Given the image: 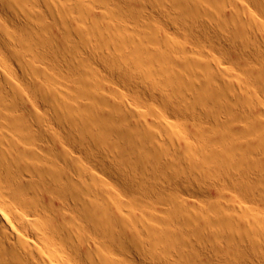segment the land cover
Returning <instances> with one entry per match:
<instances>
[{"label":"bare ground","instance_id":"6f19581e","mask_svg":"<svg viewBox=\"0 0 264 264\" xmlns=\"http://www.w3.org/2000/svg\"><path fill=\"white\" fill-rule=\"evenodd\" d=\"M165 1L194 23L166 12L185 41L146 12L163 0H0V264H264V0ZM201 41L217 54L199 59ZM116 79L147 83L151 99L127 103ZM213 117L224 134L207 132ZM158 119L180 133L160 142ZM181 128L200 135L201 162ZM231 173L251 227L226 223L218 179ZM174 176L219 196L206 216Z\"/></svg>","mask_w":264,"mask_h":264},{"label":"rangeland","instance_id":"374dc122","mask_svg":"<svg viewBox=\"0 0 264 264\" xmlns=\"http://www.w3.org/2000/svg\"><path fill=\"white\" fill-rule=\"evenodd\" d=\"M141 1H144V0H141ZM165 2V3H164ZM153 3H155V2H153ZM146 4V6H145V3H144V6H145V9H150V10H148V11H146L147 13H148V15L150 16V17H155L154 19H157V20H155L156 22H160L161 24H159V22L157 23L158 25H159V27H161V28H163L165 31H167V30H169V31H167V33L170 35V36H174V35H176L177 36V38H181L180 40H183L184 38H185V35L183 34H176V31H175V27L172 25H169L168 26V17L170 16V19H172L173 21H177V19L180 21V22H182V23H189L190 25H191V27H195V25H194V23L193 22H191L190 21V19H188V18H186V17H182V16H180V17H178V15H173V16H175L174 18H173V16L171 15L172 14V12L170 13V11H168V10H170L169 9V6H168V4H167V1H165V0H163V4H157V3H155V4ZM160 5H161V7H160ZM149 6V7H148ZM153 6V7H152ZM147 7V8H146ZM157 7V8H156ZM154 8V9H153ZM150 11V12H149ZM168 14H167V13ZM169 13H170V15H169ZM153 14V15H152ZM163 14H164V16H163ZM165 14H167L168 15V17H167V15H165ZM161 15V16H160ZM162 17H163V19H162ZM164 17H166L167 19H165ZM177 17V18H176ZM159 18H161V19H159ZM167 20V21H165V20ZM108 21L106 22V24H105V26H107L105 29H107L106 31L108 32L109 30L111 31H115L116 30V26H115V29L113 28V23H112V18L110 17L109 19H107ZM164 22V24L165 25H163V22ZM109 22H111V23H109ZM167 23V24H166ZM109 25V26H108ZM193 25V26H192ZM163 26H165V27H163ZM169 27V29H167ZM171 27V28H170ZM173 28V29H172ZM196 28V27H195ZM195 28H193V29H195ZM167 29V30H166ZM171 29V30H170ZM173 30V31H172ZM175 31V32H174ZM174 32V33H173ZM195 32H197V30L195 29V30H193V33L195 34ZM171 33V34H170ZM180 33V32H179ZM194 34H191L190 36L192 37ZM196 34H198V32L196 33ZM184 36V37H183ZM183 41H185V39L183 40ZM201 42H203V43H201L200 45H199V48L198 49H200L199 51H198V49H197V52L198 53H200L201 54V56L199 55V59H202V58H204L203 56H204V53L206 52H208L209 54H214V53H216L217 54V52H218V50L215 48V47H213V46H210L209 44H207L206 42H204V41H201ZM136 43H138V42H134L133 43V45L134 44H136ZM206 45V46H205ZM200 46H202L201 48H200ZM210 49H209V48ZM211 47L213 48V49H211ZM205 48V49H204ZM215 48V49H214ZM205 50V52H204V50ZM202 50H203V52H202ZM211 50V51H210ZM173 51H180L179 49H176V50H173ZM202 52V53H201ZM203 55V56H202ZM201 57V58H200ZM91 60H93V58L91 59ZM93 64L94 65H96V63H95V60H93ZM226 65V66H230L229 64H228V62H223L222 63V65ZM97 67H98V65H96ZM95 66V67H96ZM100 69V68H99ZM217 70V68L215 69V71ZM105 72V71H104ZM107 73V72H106ZM200 73H201V71H200ZM199 76H201V74H198ZM188 80H191V81H189V82H192L193 81V79H190V77L188 76ZM117 80V79H116ZM119 80V79H118ZM118 80H117V83H118ZM134 81H136V79L134 80ZM134 81H131V82H133V84H134ZM125 82V81H124ZM122 80L117 84L116 83V86H117V88H118V90H119V92L121 93V95L126 99V102L128 101V99H130L128 102L129 103H131L132 102V97H134V94L136 93V91L135 90H138L139 91V89L141 90L142 89V91H137L138 93H136L135 94V96L137 95V97H140L141 99L143 98V96H144V98H146L147 96L149 97H147L148 98V100H150L151 98H150V96H149V91L147 92V90H148V86H146L145 87V85H147V83H139V82H137L136 84H137V86H135L136 84H132L131 82L130 83H128V82H126V84L124 83ZM139 83V84H138ZM128 84V85H127ZM192 84V83H191ZM136 87H138V88H136ZM145 87V88H144ZM129 88V89H128ZM136 88V89H135ZM144 88V89H143ZM154 89V91L156 90V88H153ZM190 89H192V90H190V92H187L188 90H189V88L188 89H184L183 91L184 92H180V94H183V95H187V98H192V96H193V94H189V93H194L195 94V90H193L194 88H190ZM158 91V90H157ZM173 91V90H172ZM124 92V93H123ZM132 92H134V94L132 93ZM142 92V93H141ZM124 95H123V94ZM148 93V94H147ZM185 93V94H184ZM188 93V94H187ZM126 94H128V95H126ZM130 94L132 95V96H130ZM144 94V95H143ZM171 94H173L174 96H175V92H171ZM180 94H177V95H180ZM185 95V96H186ZM190 95V96H189ZM131 98H130V97ZM189 96V97H188ZM195 97V96H194ZM194 97L191 99V101H194L193 99H194ZM143 98V99H144ZM142 99V100H143ZM147 99H144V101H146ZM127 102V103H128ZM233 104L235 105V103L233 102ZM222 107V106H221ZM220 107V108H221ZM173 108H171V109H169V110H171V111H169V112H167V114H168V116L169 117H171V116H176V115H178L179 113H182L180 110L178 111V109L175 111V110H172ZM217 109H218V107H217ZM171 112V113H170ZM175 112V114H173ZM219 112V111H218ZM224 112H226L227 113V111H223V110H220V113L218 114L219 116H217V114L215 115V117L216 118H220V116L222 117V115H223V113ZM221 113H222V115H221ZM226 113H224V116H225V114ZM171 116H170V115ZM169 117H168V119H169ZM215 117H213V119H211L212 120V122L210 121V119L209 118H207L208 120H209V122H207L206 123V125L205 126H207L208 128H210V129H207V132H209V135H213L214 133H216V132H218L219 131V133H216V134H224V129L222 128V125L220 126V122L222 123V121H221V119H219V120H214V119H216ZM140 119V118H139ZM189 119L191 120V123H194V121L192 122V120H194L192 117H191V115H188L187 116V119L186 120H188V122H189ZM223 119H224V117H223ZM141 120H143V117H141ZM170 120H172V118H170ZM199 121V120H198ZM197 121V122H198ZM218 122L217 124L216 123H214V122ZM156 122H157V124L156 123H154V124H156V125H154V124H152L154 127H152V129H153V134L155 135V137H157V139L161 142L162 141V138L163 137H165V132H163V131H165V130H167V129H169L170 128V130L171 129H173V130H178V132L180 133V130L178 129V127H176L175 126V124L174 123H172L171 125H170V127H168V125L165 123L164 125L165 126H162V124H163V122L162 121H159V119L158 120H156ZM160 122V123H159ZM200 122V121H199ZM210 123V124H209ZM212 123L214 124V126H212ZM215 124H216V126H215ZM161 125V126H160ZM210 125V126H209ZM201 126V125H200ZM204 126V125H203ZM218 126V127H217ZM127 128H128V131H129V129H130V133H131V135H133V133L135 134V132H137L136 131V129L134 128V127H131V126H126ZM159 127V128H158ZM161 127V128H160ZM164 127V128H163ZM182 127V126H181ZM202 127V126H201ZM212 127V128H211ZM213 127H216V129L218 130H216L215 128H213ZM134 128V129H133ZM198 128L199 129H203V128H200L199 126H198ZM182 130H181V132L182 133H184L183 135L185 136L183 139H184V141L185 142H187L186 141V139L187 140H189L188 142H190V143H192L191 145V147L190 148H188V150L189 151H191V153H193L196 157H197V159H199V162H201V156L199 157V151H198V149L200 148V145H201V138L197 135H195L197 138H195V136H193L192 135V132H189V130L187 131V129H183V128H181ZM212 129V130H211ZM238 129H239V131H238ZM134 130H135V132H134ZM157 130V131H156ZM236 130V129H235ZM235 130H233V131H235ZM163 132V133H161V132ZM185 131H187V132H185ZM242 131H245V130H243V128H242V130H240V128H237V131H235L234 133H231L230 134V136H233V134L235 135V134H238V133H240L239 135H244V134H242L241 132ZM155 132V133H154ZM156 132H158L157 133V135H156ZM160 133H161V135H162V138L160 139V138H158V135H159V137H161V135H160ZM187 135V137H186V135ZM201 134V133H200ZM190 135V136H189ZM190 137V138H189ZM200 139H199V138ZM186 138V139H185ZM156 139V140H157ZM196 139V140H195ZM196 142V143H195ZM209 142V141H208ZM212 141H210L209 143L210 144H212L211 143ZM198 143V144H197ZM209 143H207V145L209 144ZM194 144H197V145H195L194 146ZM198 145H199V147H198ZM194 146V147H193ZM198 148V149H197ZM173 149V148H172ZM170 150V152L169 151H167V152H165V156L168 158V159H171V160H173L174 162L177 160H179L178 158H177V154H176V158L177 159H174L173 158V156H175V151H173V150ZM193 149V150H192ZM187 150V151H188ZM171 151H173V153H171ZM169 152V153H168ZM219 159H224V160H222L223 161V163L224 164H227V160L224 158V157H222V158H219ZM225 160H226V162H225ZM208 161H209V164H208ZM214 160H213V158H206L205 160H202V163H201V165H205V166H210L211 168H213L214 169V164H215V161L213 162ZM219 161H221V160H219ZM177 163H179L178 164V166H180V164L182 163V166H184L185 164H186V162L184 163V161H181V163H180V160L177 162ZM188 163L189 162H187V164L186 165H188ZM210 163H212V164H210ZM214 163V164H213ZM217 163H219V162H217ZM191 164L189 163V165L188 166H190ZM203 165V166H204ZM187 166V168H186V170H189V171H191V169H190V167H192V166H190V167H188ZM209 167V168H210ZM182 168V167H181ZM184 168V167H183ZM185 169V168H184ZM215 169L217 170V169H219L218 167H215ZM214 169V170H215ZM233 173H231L228 177H229V179H225L224 177H223V179H221L222 178V176H221V178L219 177V181H220V183L221 182H223V186H222V183H221V186H222V188H223V191H222V189H221V186H219L220 188H218V186H217V188L216 187H213L212 189L214 190V191H216L217 193H219L220 194V192H221V194H225L226 195V198L228 199V200H230V201H228L227 199L226 200H224L225 201V203H226V205L228 206H226L225 205V207L226 208H223V210H224V212L225 213H227V217H230V219H233L232 220V223L230 222L231 220L228 218L227 220V224H228V222L230 223V224H228V225H232L233 224V226L235 225L236 227H237V225L236 224H238V227L240 228V224H242L241 223V218H245L244 219V221L246 222L247 221V215L245 214V212H244V207H245V205L246 206H248L249 204L246 202V199H247V197H243V192H242V184L244 185V181H245V178H244V181H243V176L241 175V177H240V174L238 175V174H233ZM175 177V176H174ZM177 177V176H176ZM175 177V178H176ZM242 178V179H241ZM127 180H130L129 179V177H127L126 178ZM215 179V178H214ZM213 179V180H214ZM176 180H177V182H178V184H179V186H180V188H181V190L183 191L182 193H183V195H185L186 193V197H188V198H191V199H193V200H197L198 202H199V204H200V206H199V204L197 205V207L195 208V209H192V208H190V210H193V211H196L195 213H199V211H200V214H202L203 216H206V212H205V209H204V206L206 205V204H208L209 202H207V201H211V200H213V201H218L217 199H218V197H215V196H213V197H215L216 199H213V197H211V198H209L210 197V195L211 194H208V192L206 191V194H205V192L203 193V191H201V190H199V189H197L196 188V185H195V183L193 184L192 182H194L193 180H192V182L188 179H186V177H177L176 178ZM212 179H209L208 180V182H207V184H211V181ZM242 181V182H241ZM189 182V183H188ZM224 182H226V183H224ZM229 183V185H228V183ZM191 183H192V187H191ZM231 184V185H230ZM238 184V187L236 186ZM241 184V185H240ZM227 185V186H226ZM240 185V186H239ZM234 186V187H233ZM187 187V188H186ZM190 187V188H189ZM230 188V189H228V188ZM232 187V188H231ZM236 187L239 189V191H238V189H237V193L234 191V189L236 190ZM183 188V189H182ZM189 188V189H188ZM196 188V189H195ZM195 189V190H194ZM226 189H228V190H226ZM150 190V189H149ZM187 190V191H186ZM189 190V191H188ZM221 190V191H220ZM231 190H233V191H231ZM241 190V191H240ZM150 191H153L152 189L150 190ZM194 191V192H193ZM197 191V192H196ZM154 192V191H153ZM189 192V193H188ZM196 192V193H195ZM225 192V193H224ZM232 192H235V193H232ZM241 192V193H240ZM155 193V192H154ZM229 193V194H228ZM240 193V194H239ZM157 194H158V192L157 193H155V195L157 196ZM190 194V195H189ZM192 194H194V195H192ZM207 194L209 195V196H207ZM218 194V195H219ZM232 194V195H231ZM255 194H260L261 195V191L260 190H258V193H255ZM187 195H189V196H187ZM231 195V196H230ZM240 195H242V196H240ZM260 195H258V197L260 196ZM159 196V195H158ZM157 196V197H158ZM193 196V197H192ZM198 197L197 199L195 198V197ZM199 196H200V198H199ZM212 196V195H211ZM227 196H229V198L227 197ZM237 196V197H236ZM245 196V195H244ZM262 196V198L264 197L263 195H261ZM203 197V198H202ZM257 197V196H256ZM257 197V199H258V201H259V198L260 199H262L261 197H259L258 198ZM231 198H232V200H231ZM235 198V199H234ZM240 198V199H239ZM208 199V200H207ZM202 200V201H201ZM205 200H207V201H205ZM235 200V201H234ZM245 200V201H244ZM223 201V202H224ZM239 201V202H238ZM241 201V202H240ZM200 202H202V203H200ZM233 202V203H232ZM238 204H237V203ZM203 204V205H202ZM240 204V205H239ZM231 205H233V206H231ZM239 205V206H238ZM224 206V205H223ZM231 206V207H230ZM241 206V207H240ZM230 207V208H229ZM234 208V209H233ZM203 209V210H202ZM243 210V211H242ZM228 211V212H227ZM238 211V212H237ZM238 214V215H237ZM245 214V215H244ZM234 216V218H232ZM244 216V217H243ZM237 220V221H236ZM240 220V221H239ZM234 222V223H233ZM246 224H252V223H249L248 221H247V223ZM245 224V226L243 227L242 226V231H244L246 228H248V226ZM252 225H250L249 227H251ZM223 229H221V230H218L217 232H218V234H221L220 236L221 237H224L225 236V232L226 231H222ZM245 232V231H244ZM223 233V234H222ZM223 235V236H222ZM223 251L225 252V253H229L228 254V257H231L230 259H227L228 261H235L234 260V256L233 255H235V254H232L233 253V251L236 249V247H228V244H226V242H223ZM235 252V251H234ZM231 253V254H230ZM228 257H226V258H228ZM226 258H225V261H226ZM260 259V258H259ZM221 264H224L223 262L221 263ZM232 264H233V262H232ZM237 264H240V263H237ZM241 264H250L249 263V261H247V263H245V261H243Z\"/></svg>","mask_w":264,"mask_h":264}]
</instances>
